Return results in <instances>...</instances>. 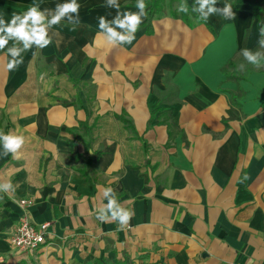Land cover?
Listing matches in <instances>:
<instances>
[{"label": "crops", "instance_id": "crops-1", "mask_svg": "<svg viewBox=\"0 0 264 264\" xmlns=\"http://www.w3.org/2000/svg\"><path fill=\"white\" fill-rule=\"evenodd\" d=\"M260 1L218 0L233 20L191 23L166 6L109 48L98 18L116 10L77 0L79 26H56L35 58L8 72L0 52V131L26 140L19 159L0 147V182L16 186L0 198V264H264V67L240 54L258 45ZM64 2L0 0V17ZM231 59L239 79L223 71ZM105 187L134 212L125 230L96 219ZM23 218L48 223L28 257L7 238Z\"/></svg>", "mask_w": 264, "mask_h": 264}, {"label": "clouds", "instance_id": "clouds-1", "mask_svg": "<svg viewBox=\"0 0 264 264\" xmlns=\"http://www.w3.org/2000/svg\"><path fill=\"white\" fill-rule=\"evenodd\" d=\"M217 2L218 0H195L191 10L198 14L199 20L204 22H207L209 17L217 15L225 20H233L235 13L232 5L225 3L222 8H218ZM104 6L115 9L116 15L110 21L105 16L98 18L99 32L97 35L103 37L104 43L109 48L131 44L136 39L135 34L148 15L146 0H136L135 7L138 11L135 12L121 13L119 0H105ZM79 9L80 4L77 0H65L64 3H58L52 9L41 8L39 3H33L23 13H14L10 20L0 17V52H4V58L7 60L6 71L12 72L23 64L24 53L32 51L33 58H35L40 50L52 44L53 35L58 34L54 33L53 29L61 25L62 22L71 25L72 30H75L80 24ZM177 11L189 12L185 0H181ZM257 43L258 50L253 51L245 48L241 50L240 54L247 64L259 69L264 67V26L259 28ZM245 67V64L241 63L237 70L244 71ZM40 79L43 81L44 75H41ZM25 142V137L22 135L0 131V147H2L5 156L12 154L15 159H19L20 150ZM15 187L11 180L0 182V198L13 193ZM101 196L107 200V203H101L95 208L96 219L101 223L116 222L118 231L127 229L134 215L133 210L124 207L119 202L117 193L112 187L103 188Z\"/></svg>", "mask_w": 264, "mask_h": 264}, {"label": "trees", "instance_id": "trees-1", "mask_svg": "<svg viewBox=\"0 0 264 264\" xmlns=\"http://www.w3.org/2000/svg\"><path fill=\"white\" fill-rule=\"evenodd\" d=\"M233 2H234V0H231V3H233ZM134 3L136 4V2H134ZM180 3H181V0H146V4L149 7V9H148V23H150L153 15L155 13L163 11L166 6H168L170 8V13L173 17L181 18L187 23H191L192 18L198 19V14L192 12V10H191L193 5L195 4V0H193L192 4H189L186 2L188 7H189L188 13H182V12L177 11V8H178ZM250 10L253 13L254 17L257 18L261 22L262 26H264V0L260 1L259 3L251 5ZM242 49H245V45H243ZM258 49H259V45H257L253 49V51H256ZM232 68H234V60L231 59L228 62V64L223 68V71L227 75V78L230 77V78L239 79L240 77L236 76L235 72L230 71V69H232ZM231 103L233 105H231V109L229 110V112H230V116L234 117L235 115L233 114V107H240V103L236 100V96L234 94L231 96ZM119 117L124 121V123L128 127L131 126L130 120L125 115H120ZM80 126L84 129V132L87 135H90L92 127L91 126L89 127L87 122H81Z\"/></svg>", "mask_w": 264, "mask_h": 264}, {"label": "built area", "instance_id": "built-area-1", "mask_svg": "<svg viewBox=\"0 0 264 264\" xmlns=\"http://www.w3.org/2000/svg\"><path fill=\"white\" fill-rule=\"evenodd\" d=\"M29 199H22L21 205L28 206ZM48 223H35L23 218L14 224L8 232V240L15 254L28 257V253H36L47 243Z\"/></svg>", "mask_w": 264, "mask_h": 264}, {"label": "rangeland", "instance_id": "rangeland-1", "mask_svg": "<svg viewBox=\"0 0 264 264\" xmlns=\"http://www.w3.org/2000/svg\"><path fill=\"white\" fill-rule=\"evenodd\" d=\"M167 8H165L164 10H166ZM170 12V9H167Z\"/></svg>", "mask_w": 264, "mask_h": 264}]
</instances>
